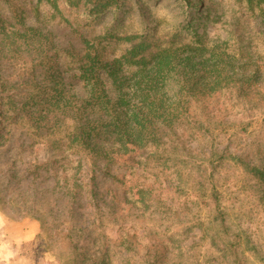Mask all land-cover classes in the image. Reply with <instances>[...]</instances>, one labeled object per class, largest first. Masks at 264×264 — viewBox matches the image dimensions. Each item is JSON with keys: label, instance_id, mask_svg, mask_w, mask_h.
I'll use <instances>...</instances> for the list:
<instances>
[{"label": "rangeland", "instance_id": "1", "mask_svg": "<svg viewBox=\"0 0 264 264\" xmlns=\"http://www.w3.org/2000/svg\"><path fill=\"white\" fill-rule=\"evenodd\" d=\"M9 1L0 0V16L10 29L50 25L47 1ZM200 2L195 18L202 40L221 46L241 67L235 85L209 97L189 96V115L158 150L96 160L93 150L70 140L77 126L73 109L40 115L46 92H54L49 73L76 105L87 96L67 67L75 68L66 52L72 38L62 30L68 23L51 20L54 44L42 53L19 52L11 66L5 60L15 69L17 107L33 93L39 98L0 148V264H264V4ZM58 3L69 24L89 38L114 35L103 40L110 60L131 47L123 37L148 29L165 47L198 41L179 0H127L120 18L109 11L96 19ZM22 58L29 64L23 68ZM44 60L51 62L45 69ZM31 67L38 82L26 76ZM167 82L170 91L180 86L175 74ZM223 153L224 160H216ZM216 193L227 228L217 218ZM239 243L241 263L233 253Z\"/></svg>", "mask_w": 264, "mask_h": 264}, {"label": "trees", "instance_id": "2", "mask_svg": "<svg viewBox=\"0 0 264 264\" xmlns=\"http://www.w3.org/2000/svg\"><path fill=\"white\" fill-rule=\"evenodd\" d=\"M42 1H47L51 6L46 14L49 26L24 25V30H12L0 16V148L10 140L12 129L25 119L26 113L32 111L28 104L39 98L38 93H33L21 108L17 107L15 97L18 94L14 93L15 69L6 67L5 60L9 59L11 66L14 56L19 52L34 50L42 53V48L53 40L52 19H59L61 24L58 26L68 23L62 30L72 38L66 52H70L68 56L73 59L75 68L71 64L67 67L75 71V77L83 84L87 96L83 104L73 103L65 95V89L57 88L60 82L55 72H52L47 80L55 84L54 92H46L44 100L48 106L38 109L40 115L50 113L55 107L67 115L68 109H73L77 126L75 132H71L70 140L93 150L96 160L108 158L113 153L122 156L134 149H160L167 137L176 134V124L189 115L186 104L189 96L195 99L198 96L209 97L222 88L235 85L237 81V69L241 65L236 63V57L225 53L218 44L211 45L203 41V36L196 29L195 15L201 10L200 0H179L188 12L187 28L198 41L183 43L178 47H174L176 43L172 42L165 47L162 39L148 29L142 35L123 37L130 42L131 47L112 60L104 56L103 40L113 39L114 35L110 34L107 38L98 36L96 40L89 38L73 24H69L58 0ZM254 1L258 6L264 4V0H249L251 4ZM126 3L127 0H65L67 8L78 10L86 19L99 18L109 11L115 12L120 18L128 12ZM21 18L23 20V15ZM261 25L264 32V20ZM46 61H41L44 69L51 64L49 60ZM28 65L22 58L20 67ZM36 70L31 67L26 73V76L31 73L32 82H38ZM50 70L53 71L51 67L47 68L44 74ZM174 74L180 86L173 91L165 89L169 77ZM255 77H250L248 84ZM40 83H44V79ZM224 158L223 153L216 160L222 162ZM105 175L113 178L109 172ZM91 179L93 183L96 182L93 174ZM214 198L217 218L227 228L224 207L218 193ZM239 246L240 243L233 248V253L235 261L241 263L237 251Z\"/></svg>", "mask_w": 264, "mask_h": 264}]
</instances>
